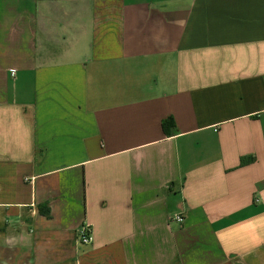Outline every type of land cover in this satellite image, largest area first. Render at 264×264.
Wrapping results in <instances>:
<instances>
[{
	"label": "crops",
	"instance_id": "1",
	"mask_svg": "<svg viewBox=\"0 0 264 264\" xmlns=\"http://www.w3.org/2000/svg\"><path fill=\"white\" fill-rule=\"evenodd\" d=\"M0 264H264V0H0Z\"/></svg>",
	"mask_w": 264,
	"mask_h": 264
},
{
	"label": "trees",
	"instance_id": "2",
	"mask_svg": "<svg viewBox=\"0 0 264 264\" xmlns=\"http://www.w3.org/2000/svg\"><path fill=\"white\" fill-rule=\"evenodd\" d=\"M162 128H163V132L165 133V135L167 137H173L174 136V133H175V129H176V126H175V121L173 118H169L167 120H164L163 123H162ZM251 163L250 160H242V165H246V164H249ZM40 211V214L49 218L50 217V210L48 207L46 206H42L40 207L39 209Z\"/></svg>",
	"mask_w": 264,
	"mask_h": 264
},
{
	"label": "built area",
	"instance_id": "3",
	"mask_svg": "<svg viewBox=\"0 0 264 264\" xmlns=\"http://www.w3.org/2000/svg\"><path fill=\"white\" fill-rule=\"evenodd\" d=\"M174 220L180 224H182L184 222L183 216H180V215L175 216ZM79 239H80L81 244L87 245V244L91 243V241H92L91 231L88 227H83L81 229Z\"/></svg>",
	"mask_w": 264,
	"mask_h": 264
}]
</instances>
